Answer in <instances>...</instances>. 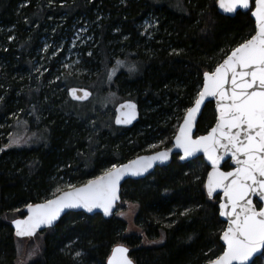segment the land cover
I'll list each match as a JSON object with an SVG mask.
<instances>
[{
    "label": "trees",
    "instance_id": "1",
    "mask_svg": "<svg viewBox=\"0 0 264 264\" xmlns=\"http://www.w3.org/2000/svg\"><path fill=\"white\" fill-rule=\"evenodd\" d=\"M216 1L0 0V264H16L17 239L32 237H18L11 227L26 205L82 185L114 164L171 146L203 74L254 32L250 10L224 16ZM77 19L88 24L92 44L78 47L76 69L59 70L62 53H41L40 40L47 35L57 42ZM147 19L154 22L148 29ZM117 60L136 69L120 70L110 82L118 99L138 105L139 120L131 128L116 127L112 112L99 102ZM70 86L86 87L97 97L72 102L66 94ZM144 107L150 111L141 118ZM214 122L208 102L195 135ZM22 124L31 143L5 147ZM150 139L159 141L146 149ZM229 168L228 162L222 166ZM208 170L201 157L181 163L175 155L148 176L125 181L116 208L137 206L133 222L140 233L124 235L126 223L115 214L104 219L68 212L54 227L33 235L40 237V251L28 264H105L116 244L128 247L134 264H207L223 250L224 228L218 196L205 193ZM143 236L156 244L144 245Z\"/></svg>",
    "mask_w": 264,
    "mask_h": 264
},
{
    "label": "snow or ice",
    "instance_id": "2",
    "mask_svg": "<svg viewBox=\"0 0 264 264\" xmlns=\"http://www.w3.org/2000/svg\"><path fill=\"white\" fill-rule=\"evenodd\" d=\"M217 2L227 13L237 9L251 10L249 0ZM251 15L256 21L255 35L236 47L214 72L204 73L203 90L195 100V107L187 109L175 139V146L184 154L181 159L202 152L210 162L212 171L206 184L209 198L218 188L226 198L220 204V215L228 218L227 228L221 235L225 247L209 264H255L257 259H264V206L260 204L264 202V0H255ZM124 66L117 60L108 73L109 81ZM127 69L129 73L136 70L134 65H127ZM226 84L230 87L226 88ZM69 94L73 99H87L90 95L85 91L78 97L74 89ZM207 96L218 98L217 124L208 135L193 139L190 135L192 123ZM135 108L132 103L121 104L116 109L115 123H131L135 119ZM227 156L236 167L232 171H220V161ZM167 159L168 152L164 151L140 157L127 165L114 164L104 175L83 187L69 185L71 190L55 199L29 204L27 219L14 221L16 234L31 236L42 225L53 226L65 209H84L89 213L101 209L108 216L118 198V184L123 176H141L155 161L163 163ZM253 197H258V201L254 203ZM127 252L123 246L113 248L108 264H132ZM80 256L81 253L76 252V257Z\"/></svg>",
    "mask_w": 264,
    "mask_h": 264
},
{
    "label": "rangeland",
    "instance_id": "3",
    "mask_svg": "<svg viewBox=\"0 0 264 264\" xmlns=\"http://www.w3.org/2000/svg\"><path fill=\"white\" fill-rule=\"evenodd\" d=\"M156 3H172V4H179L180 0H155ZM80 19L73 20L72 23L68 26L67 30L63 34L61 38L58 39L57 42L52 40L50 36L44 35L41 38V53L46 49H50L52 51L50 56L54 57L57 55L58 52L62 53L61 60H59V70H72L78 67L77 61H79V51L78 47L80 46H88L92 44V36L91 33H87L88 31V24L86 22H82V24H78ZM154 25L153 20L147 19L143 26L144 28H151ZM40 54V59H41ZM38 59V61H40ZM117 61L112 62V68L107 72L105 80L104 89L102 91L101 96H99L100 105L104 106V110H108L112 112L117 102L121 101L118 97L114 94L111 90V81L108 79V73L116 66ZM124 67H120L115 73L119 72L120 70L128 71L127 65L129 62H123ZM67 65V67H66ZM36 70L40 73L41 70V63L37 62ZM114 73V74H115ZM53 74V73H52ZM114 76V75H113ZM92 97H97V94H92ZM109 106V108H108ZM113 106V107H112ZM112 107V108H110ZM149 107H144L143 112H141V118L146 117V112H149ZM23 125V124H22ZM21 126V125H20ZM143 129V128H142ZM142 129L138 131L140 133L143 132ZM32 138L26 134L24 125L21 127L15 128L12 134L8 136V140L5 147H20L25 144L31 143ZM159 140L153 139L146 141L145 148L150 149L152 145H155V142ZM137 211V206L133 203H127L123 208H115L114 214L115 216L121 218L126 223L124 235L128 234H138L140 233L138 228L135 226L133 222L134 215ZM40 237L38 235L32 236L30 238H18L17 239V251H16V264H28L32 261L40 251ZM157 241H147L143 236V244L150 245L156 244ZM260 264H264V259H260Z\"/></svg>",
    "mask_w": 264,
    "mask_h": 264
},
{
    "label": "water",
    "instance_id": "4",
    "mask_svg": "<svg viewBox=\"0 0 264 264\" xmlns=\"http://www.w3.org/2000/svg\"><path fill=\"white\" fill-rule=\"evenodd\" d=\"M216 7H217L218 12H219L221 15L229 16V17H233L238 11H240V12H247V11H249L248 9H237L235 12L227 13V12H224L223 9H221V8L219 7L217 1H216ZM249 8L251 9V10H250V17H251V19H252V21H253V24H254V32H253V34L251 35V36H253V35H255V32H256V21H255V18L251 15V11H252V10H255V0H253V6H252V8H251V2H250V0H249ZM251 36H250L248 39H250ZM246 40H247V39H246ZM246 40H244V41L241 42V43H244ZM241 43H240V44H241ZM240 44H238V45L235 46L233 49H231V50L229 51V53H228V54L222 59V61H221L218 65H216L215 68H214L212 71H208V72H209V73L214 72L215 69H216L220 64L223 63V61L227 58V56L230 55L231 52H232L236 47H238ZM203 84H204V74H203V76H202V83H201L200 90H199V92H198V94H197L195 100L199 98V93L203 90ZM225 87H226V88H229V87H230V84H226ZM73 89L76 90V95H77L78 97H82V96H83V93H84L85 91L88 92V93H90V95L88 96L87 99H73L72 96L69 94V93H70V90H73ZM66 94H67V97H68V99H69L70 101H72V102H77V103H84V102L88 101V100L91 98V96H92V92H91L90 89H88V88H86V87H81V86H70V87H68L67 90H66ZM195 100H194L193 104H192L189 108L195 107ZM217 100H218L217 97H212V96H207V97L204 98V101L202 102V104H201V106H200V110L196 113V115H195V119H194V121H193V123H192V128H191L190 135L192 136L193 139L199 138V137H201V136H206V135H208V133L211 131V129L217 124V119H218V115H219V113H218ZM208 102H212V103H213V109H214V112H215V122H214V124L209 128V130H208L206 133L201 134V135H195L197 121H198V119H199V117H200V115H201V112H202V110H203L205 104L208 103ZM126 103H132V104H134V105L136 106V108H135V119H133V120L131 121V123H128V124H119V125H118V124L115 123V119H116V116H117V114H118V113L116 112V109L119 108L121 104H126ZM189 108H188V109H189ZM113 112H114V113H113V124H114L116 127H120V128H131V127H132V126H133V125L139 120V116H140V112H139L138 105H137V103H136L135 101H133V100H122V101L117 102L116 105L114 106ZM186 115H187V110L185 111V113H184V115H183V117H182V119H181V121H180V123H179V125H178V127H177V130H176V132H175V134H174V136H173V138H172V141H171V146H170L169 148H164V149L156 150V151H153V152H150V153H146V154H140V155H137V156L133 157L132 159H130V160L124 162V163L118 164V165H127V164H129L131 161L137 160V159L140 158V157H150V156H154V155H156V154L159 153V152H164V151H167V152H168V159H167L166 161H164L163 163H160L159 161H155V162L153 163V166H152L147 172H145L143 175H141V176L125 175V176H123V177L121 178V180L119 181V184H118V189H117V197H118V198L114 201L113 207H112V209H111V211H110V214H109L108 216H105L104 213H103V211H102L101 209H93V211H92L91 213L85 211L84 209H65V210L60 214V217L54 222L53 226L42 225V226H40L39 228L36 229V231H35V233H34L33 235H35V234H37V233H39V232H42V231H44V230H46V229H48V228H52V227H54V226L57 224V222L60 220V218L63 217V216H64L66 213H68V212H83V213H85V214H87V215L100 214V215L102 216V218H104V219H109V218H111V217L113 216V214H114V211H115V208H116V204L120 201V189H121L122 184H123L125 181H127V180H139V179H142V178L148 176L149 174H151V173L153 172V170H154L155 168H160V167H164V166L169 165L170 162H171V160H172V158H173V156H175V155L178 156V160H179V162H181V163L188 162V161L193 160V159H196V158H198V157H201V158L203 159V161L205 162V164H206V165L208 166V168H209V170H208V172H207V174H206V176H205V179H204V189H205V193H206L207 196H208V192H207L206 184L208 183V174H209V172L212 171V167H211L210 162L207 160V158L204 156V154H203L202 152L195 154V156H193V157H189V158L181 159V157L184 155V154H183V151L175 146V139H176V136L179 134V129H180V127L183 125V123H184V118H185ZM225 161L228 162V164H229V166H230V168H229L228 170H224V169H222V166H223V164L225 163ZM235 167H236V165H235L234 162L231 160V157H230V156L225 157V160L220 161V164H219V170H220V171H224V172L232 171V170H234ZM104 173H105V172H104ZM104 173H102V174H100V175H98V176H96V177H94V178H92V179H90V180H95L97 177H100V176L104 175ZM90 180H88L87 182H85V183L82 184V185L75 186V187H83V186H84L85 184H87ZM70 190H71L70 188H69V189H66V190H63V191L57 193L56 195H54L53 197H51L50 199H55L56 197L62 195L64 192H66V191H70ZM216 196H218V205H217V207H218V216H219L220 221L224 223V228H223V230H222V232H221V234H220V236H219V242H220V244L222 245L223 250H224V247H225V246H224V242L221 240V235H222L223 231L227 228V225H228V218H227V217H222V216L220 215V204H221L222 202H224V201L226 200V198L224 197L223 190L220 189V188L216 189V191L213 193V197H212V198H214V197H216ZM208 197H209V196H208ZM50 199H48V200H50ZM253 200H254V203H255V201L257 202V201H258V197H253ZM46 201H47V200L42 201V202H38V203H34V204H32V205L45 203ZM260 204H261V206H264V202H260ZM28 215H29V213H28V205H26V206L24 207V216H23V217H20V218H17V219H15V220H13V221L11 222V227H12V229H13V231H14V234H15L16 236H18V235L16 234V233H17V230H16V227H15L14 221H16V220H26L27 217H28ZM33 235H31V236H33ZM18 237H25V236H18ZM117 246H123V247H125V248L128 249V247L125 246L124 244H116V245H114V246L112 247V249H111V251H110V253H109L107 259H106L105 264H108L109 258L112 256L113 248H115V247H117ZM223 250H222V252H221L219 255H221V254L223 253ZM128 252H129V249H128ZM128 252H127V257H128V259L131 260L132 264H134L133 260L129 257ZM219 255H218V256H219ZM218 256H217V257H218ZM217 257H216V258H217ZM216 258H215V259H216ZM213 260H214V259H213ZM207 264H209V262H208Z\"/></svg>",
    "mask_w": 264,
    "mask_h": 264
}]
</instances>
